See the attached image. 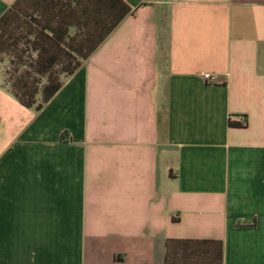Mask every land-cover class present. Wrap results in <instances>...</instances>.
<instances>
[{
    "label": "crops",
    "instance_id": "crops-1",
    "mask_svg": "<svg viewBox=\"0 0 264 264\" xmlns=\"http://www.w3.org/2000/svg\"><path fill=\"white\" fill-rule=\"evenodd\" d=\"M122 1L40 111L0 77V264H264V0Z\"/></svg>",
    "mask_w": 264,
    "mask_h": 264
},
{
    "label": "trees",
    "instance_id": "trees-1",
    "mask_svg": "<svg viewBox=\"0 0 264 264\" xmlns=\"http://www.w3.org/2000/svg\"><path fill=\"white\" fill-rule=\"evenodd\" d=\"M128 12L122 0H16L0 17L3 87L40 111Z\"/></svg>",
    "mask_w": 264,
    "mask_h": 264
},
{
    "label": "rangeland",
    "instance_id": "rangeland-1",
    "mask_svg": "<svg viewBox=\"0 0 264 264\" xmlns=\"http://www.w3.org/2000/svg\"><path fill=\"white\" fill-rule=\"evenodd\" d=\"M7 65L8 63H4V64L0 63V77H2V79H4L3 76H5ZM3 84H4V80H3Z\"/></svg>",
    "mask_w": 264,
    "mask_h": 264
},
{
    "label": "built area",
    "instance_id": "built-area-1",
    "mask_svg": "<svg viewBox=\"0 0 264 264\" xmlns=\"http://www.w3.org/2000/svg\"><path fill=\"white\" fill-rule=\"evenodd\" d=\"M204 77H205L206 79H209V78H210V75L207 74V75H204Z\"/></svg>",
    "mask_w": 264,
    "mask_h": 264
}]
</instances>
